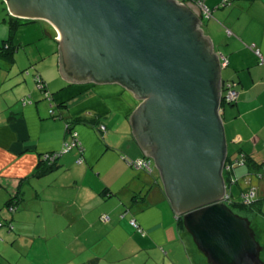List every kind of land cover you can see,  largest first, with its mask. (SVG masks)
<instances>
[{"label": "crops", "instance_id": "0c3cea01", "mask_svg": "<svg viewBox=\"0 0 264 264\" xmlns=\"http://www.w3.org/2000/svg\"><path fill=\"white\" fill-rule=\"evenodd\" d=\"M222 2L206 0L213 17L206 20L204 33L214 51L228 58L221 78L234 84L238 94L223 114L227 154L232 159V154L237 157L244 151L250 159L231 175L237 183L250 184L260 198L264 196V174L258 173L264 162V0H228L226 6ZM39 30H46L42 22L28 24L24 28L28 41L19 36L20 48L29 44L35 49L25 65L18 62L20 48L13 61L0 56V191L18 199L15 212L8 207L6 214L0 210V220L14 224L12 230L0 228V264H184L173 257L193 250L190 236L178 225L160 172L154 178L126 159L147 156L130 120L142 99L120 82L66 79L56 32L50 56L59 76L50 66L51 72L43 73L38 64L44 61L45 44H40ZM36 31L39 40L33 41L31 33ZM32 64L46 81L51 100L38 89L33 72H22ZM11 92L20 95L8 98ZM77 116L89 121L76 125L84 152L74 149L60 158L58 167L36 175L47 167L43 155L63 147L66 122ZM98 123L106 126V133L96 127ZM80 156L82 162L77 161ZM44 180L58 184L56 193L41 202ZM26 195H31L30 208ZM103 213L110 214L109 222L101 220ZM132 217L145 235L132 226ZM30 219L34 230L26 227ZM184 242L187 249L180 246Z\"/></svg>", "mask_w": 264, "mask_h": 264}, {"label": "water", "instance_id": "95a60500", "mask_svg": "<svg viewBox=\"0 0 264 264\" xmlns=\"http://www.w3.org/2000/svg\"><path fill=\"white\" fill-rule=\"evenodd\" d=\"M6 1L12 15L55 26L66 79L85 81L92 70L97 82L120 80L143 98L131 115L134 133L208 262L264 264L251 220L224 200L230 195L218 112L221 66L198 6L179 0Z\"/></svg>", "mask_w": 264, "mask_h": 264}, {"label": "trees", "instance_id": "16d2710c", "mask_svg": "<svg viewBox=\"0 0 264 264\" xmlns=\"http://www.w3.org/2000/svg\"><path fill=\"white\" fill-rule=\"evenodd\" d=\"M192 1L197 3V4H198V2H202V3L207 5L206 0H192ZM187 2H184V4H187ZM227 2H228V0H223L222 6H226ZM201 11H202V15H201L202 22L204 20H207V19H210L211 17H213L212 9H211V12L209 13V15L205 14V12H203V10H201ZM7 15H8V17L6 18V21L8 22V26H9V35H8V37L4 38L2 40V44H0V56H2L3 58L11 59L13 61L15 59L16 53L19 51V48L21 46V42L19 41V38L17 36L18 29H20V27H22L23 25H27L29 23L34 22L35 20L17 17V16L12 15L8 11H7ZM205 23H203V24H205ZM203 24H202V26H203ZM203 29H204L205 33H207L206 30H205V26H203ZM30 70H31V68H25L24 69V73H27V72L29 73ZM34 78H35V81H36L37 85L40 87L41 91L44 93L45 97L51 100L52 99V93L48 89L47 83L44 80L42 74L40 72H35L34 73ZM221 81H222V83H224V86H225V84H226L225 83V79L221 78ZM229 84H231V83L229 82ZM232 85L234 86V84H232ZM55 110H56L55 109V105L53 106V103H51L50 113H51V115L53 117L56 116L55 115ZM80 123H83V124L84 123H89V121L85 117L77 116L75 119L68 120L66 122V131L67 132H66V137H65V141H64L65 146L63 147V150L61 152L62 156L64 154L74 150V149H79L78 151H80V153L84 152L83 143H82V141H81V139L79 137V133H78V131L76 129V125L80 124ZM96 127H100V129H102V131L104 133H106V126L104 124L99 125V123H98V124H96ZM67 135H68V137H67ZM64 150H66V151H64ZM53 153H54V151L53 152H47V153H45L43 155L42 163H43V165H45L47 167L43 168L39 172H36V175H37V173H38V175L45 174L47 171L53 169V165H51V166L48 165V162H49L50 158L52 157ZM126 159H127L128 163L130 165L135 166L137 169L144 170L146 173H148V174L154 176V178H156L157 168L154 165V159L152 157H149V156H140V157H137V158L126 157ZM137 159L145 160L146 164L144 166L138 167L136 165V160ZM237 159H239V160L237 161ZM227 160H228L227 161V165L229 164L230 167H229L228 170L225 171L226 173H224L225 174L224 175L225 176V181H226V183L227 182L232 183L233 180L236 179V178H234L231 175L232 174V170H234V167L237 166V164L241 165L242 162H245V163L248 162V164H249L250 163V159H248V161H247V160H245V155L238 154V156L235 159H233V158L229 159V157H228ZM77 161L78 162H82L83 161V157L80 156ZM262 167H263V165L261 166V171L264 174V170H263ZM261 171H258V173L261 172ZM243 190H241L242 195H244V193H243L244 191ZM136 195L137 194L133 195V197H134L133 199L137 198ZM16 199L17 198L15 196H12L6 202V206L8 207L9 210L11 209V211H12V209L15 207V205L18 204V199L17 200ZM253 201L256 203L257 200H255V198H252L250 200V202H246V200L244 199L241 203H236V204H239V207H241L242 209H245V210L249 211L250 209H253V208L250 207V203H251V206H253ZM233 203H235V202H233ZM255 208L258 211H261L259 206H255ZM124 215H125V212L123 214H121L122 217ZM100 218H101V220L103 222H109L111 220V216L108 213L101 214ZM176 218H177V222H178V225L181 228V230L189 233V231L187 230V228L184 225L183 216L176 214ZM130 223L140 233H142L143 235L146 234L144 228L138 223V221L136 220L135 217H132L130 219ZM1 226H7L9 228V230H12L14 228V224L11 221L7 222V221L0 220V228H1ZM180 246H181V248H183V247L186 248L189 245L187 244V246H186L185 242H184L183 244H180ZM188 250H190V248ZM188 250H187V252H188ZM187 252H185L184 257H183V255L177 256L176 253H175V256L173 257L174 261L176 262L175 258H177V259H180L182 261V263L184 262V264H201L200 261H198V256H197L196 252H195V255H194L193 250L191 251L192 252L191 255H188ZM158 263L160 264V262H158Z\"/></svg>", "mask_w": 264, "mask_h": 264}, {"label": "rangeland", "instance_id": "374dc122", "mask_svg": "<svg viewBox=\"0 0 264 264\" xmlns=\"http://www.w3.org/2000/svg\"><path fill=\"white\" fill-rule=\"evenodd\" d=\"M186 1H188V0H186ZM7 11L10 12V9L8 7V2L6 0H0V24H1L0 25V39L2 38V36L4 34L2 32H4V31L5 32L7 31L5 37L3 36L4 38L8 37V35H9L8 22H5V23L2 24V17L3 16H5L6 18L8 17ZM41 22L43 23V26L46 28L45 31L39 30L41 32V37H42V39H41L42 41H41L40 44L41 45L45 44V51L43 53L45 58H44L43 62H40L38 64V69L41 70L43 73H45L47 75L48 72H51V69L49 70L48 66H50L51 68L52 67L55 68L50 54H51V51L53 49V43H55L52 40L51 36L55 34L56 30L51 26V24L45 23L47 21H44L42 19L38 20V21H34L32 23H29V24H39ZM205 22H207V21L204 20L203 23H205ZM205 25L207 27V23L203 24V26H205ZM27 26H28V24L27 25H23L22 27H20V29H18V34H17L18 38H19V36H21L23 39L29 38L28 36H26V34L24 32V28H26ZM30 39L33 40V41L39 40L38 31H36V33H31V38ZM27 41H28V39H27ZM0 44H2V42ZM33 50L35 51V49H33V47H30L29 44L22 45V47L20 48V51H19V55H17L18 56V62H20L21 65H25L28 62V57L31 56V52H33ZM34 54H35V52H34ZM35 65L36 64H32L28 68L34 69ZM39 70L34 69V70H31L29 73H32V72L35 73V72H38ZM22 72H24V70ZM53 72L57 76H59V72H60L59 69L57 71L56 68H55L53 70ZM222 78H224V77H222ZM34 81H35V78H34ZM36 85H37V83H36ZM37 87H38V89H40V87L38 85H37ZM19 95L20 94H17L15 92H11L8 95V98L15 99ZM218 112H219V115H220V109L219 108H218ZM64 146H65V143L63 144V147ZM63 147L60 150H55L53 155H52V157L50 158V160L48 162L49 166L53 165V169H55L56 167H58L60 165V158L62 156L61 152L63 150ZM64 151H66V150H64ZM232 155H233V158L235 159L236 158V154H232ZM154 165L156 167V163L155 162H154ZM235 167H237V166H235ZM235 167H234V169H235ZM36 172L37 171H35V173ZM44 183L45 184L47 183V186L44 185L42 190H41V198L39 199L41 202H44L45 200L49 199L51 196H53L56 193L55 188L57 187L58 181L57 180H54V181L44 180ZM36 184H40V181L37 182ZM227 186H228V193L229 194L232 195V191H233V195L231 196V201H234L235 203H232L231 201L229 202L231 207H232V209H234L237 213H240V215L248 217L251 220L252 225L256 229L258 240L260 241V243L264 247V196L260 195V198H257V196H256L255 197V200H257L256 203L253 201V206H250L253 209H250L248 211V210L242 209L241 207H239V204H236V203H241L244 200L243 195L241 193V190L248 189L250 187V184H248V183L244 182L243 180H241L237 184H235V183L231 184V183L227 182ZM30 197H31V195H26V199L28 200L27 203L29 204V208H30V204H31ZM8 200H9V196H6V193L0 191V210H4L2 212V214H6L8 212L7 211L8 209H7V206H6V202ZM35 204L37 205V202H35ZM255 206H259L261 211H258L255 208ZM16 210H17V204L12 209V212H15ZM11 222H12V220H11ZM26 227L28 229H30V230H34L35 229V224H34L33 220L30 219V222L26 223ZM185 234H186V236H188V234L190 236L193 252L194 253L196 252V254L200 255L198 257V261H200L201 264H210L208 262V260H207L206 255L198 248V246L194 242L192 235L190 233H187V232H185ZM17 243H20V241H17ZM260 256H261V259L264 261V248H263ZM15 258H17V255H15ZM24 260L27 261V257ZM45 261H47V260H45ZM153 263L154 264H159L158 262L157 263L153 262Z\"/></svg>", "mask_w": 264, "mask_h": 264}, {"label": "built area", "instance_id": "2783aa9c", "mask_svg": "<svg viewBox=\"0 0 264 264\" xmlns=\"http://www.w3.org/2000/svg\"><path fill=\"white\" fill-rule=\"evenodd\" d=\"M182 1H186V0H182ZM188 1H192V0H188ZM198 5H199L200 9L203 10V12H205V14L209 15V13L211 11H210V8L206 4H204L202 2H198ZM256 52L261 56V52L259 49H257ZM220 57H221L220 59H221L222 65L226 66L227 62H228L227 57L223 54ZM237 96H238V94H237V91L234 89V86L232 84H229L228 85V91L226 94V100L227 101H233L237 98ZM145 164H146V161L143 159H137L136 160V165L138 167L144 166ZM263 170H264V166H263ZM254 193H255L254 190H249L247 193L244 194L246 197L245 198L246 202L250 201L254 197Z\"/></svg>", "mask_w": 264, "mask_h": 264}, {"label": "clouds", "instance_id": "9594fccd", "mask_svg": "<svg viewBox=\"0 0 264 264\" xmlns=\"http://www.w3.org/2000/svg\"><path fill=\"white\" fill-rule=\"evenodd\" d=\"M179 1H181V2H187V1H182V0H179ZM189 3H193V4H195L196 6H198V8H199V10H200V12H201V15H202V11H201V9H200V7H199V5L197 4V3H195V2H193V1H188L187 2V5L189 4ZM209 7V6H208ZM210 8V7H209ZM210 11H211V8H210ZM202 24H203V22H202ZM202 24H201V28L203 29V26H202ZM204 30V29H203ZM205 34V33H204ZM257 50V49H256ZM218 54V58H219V60H220V66H221V69H222V67H224L223 65H222V63H221V55H222V53H217ZM258 54V53H257ZM259 55V54H258ZM261 57H262V55H261ZM222 82V81H221ZM228 85H229V83H227L226 82V84H225V86H224V83H222V92H221V95H220V104H219V109H220V113H221V117L223 118V114H224V111H225V105H227V104H231V103H233V102H236V100H237V98L235 99V100H233V101H227L226 100V94H227V91H228ZM240 154H242V155H244L242 152H240ZM229 157V156H228ZM230 159V158H229ZM234 159V158H233ZM239 159H237V161H238ZM245 160H247V157H246V155H245ZM227 161L228 160H226V163H225V170H224V173H226L225 171L226 170H228L229 169V167H230V165L228 164L227 165ZM248 161V160H247ZM248 165V162H242L241 163V165ZM238 165V164H237ZM264 166V162L261 164V166ZM263 168V167H262ZM262 172V171H261ZM236 182H238L236 179H234L233 180V182L231 183V184H233V183H235L236 184ZM249 190H251L250 188H248V189H246V190H243L244 192V194L245 193H247ZM231 195V194H230ZM232 195H233V191H232ZM231 195V196H232ZM244 196V195H243Z\"/></svg>", "mask_w": 264, "mask_h": 264}, {"label": "flooded vegetation", "instance_id": "af4514ba", "mask_svg": "<svg viewBox=\"0 0 264 264\" xmlns=\"http://www.w3.org/2000/svg\"><path fill=\"white\" fill-rule=\"evenodd\" d=\"M38 20H40V19H35V21H38ZM43 20V19H42ZM44 21H47V20H44ZM49 24H51V26L56 30V33H58L57 32V29L55 28V26L51 23V22H49V21H47ZM59 38H60V36H59ZM58 38V39H59ZM93 74H94V72L91 70L83 79H85V81H97L96 79H95V77L93 76ZM80 75V74H79ZM119 82H120V80H118ZM107 82H109V81H107ZM121 84L122 85H124V83H122L121 82ZM126 88H128L126 85H124ZM129 89V88H128ZM141 101H143V98H142V100ZM151 124H152V121L151 120H148L147 121V125L148 126H151ZM153 147H155V145H152V148Z\"/></svg>", "mask_w": 264, "mask_h": 264}, {"label": "bare ground", "instance_id": "6f19581e", "mask_svg": "<svg viewBox=\"0 0 264 264\" xmlns=\"http://www.w3.org/2000/svg\"><path fill=\"white\" fill-rule=\"evenodd\" d=\"M221 103V102H220ZM220 117H221V113H220ZM244 155H246V153L243 151L242 152ZM227 190H228V186H227ZM230 195V194H229ZM255 195H256V192L254 193V197L253 198H255ZM243 198L245 199L246 197H245V195L243 196ZM224 200H225V202L229 205L230 203V201H231V195L230 196H228V195H226L225 197H224ZM248 201V200H247ZM232 203L234 202V201H231ZM248 202H250V201H248ZM250 206H251V203H250ZM232 208V207H231ZM234 212H236L234 209H232ZM237 213V212H236ZM240 214V213H239ZM251 226H252V229H253V231H254V236H255V238H256V240L258 241V243H259V246H260V254H261V252H262V250H263V246H262V244L260 243V241L258 240V236H257V232H256V229L254 228V226L251 224Z\"/></svg>", "mask_w": 264, "mask_h": 264}]
</instances>
